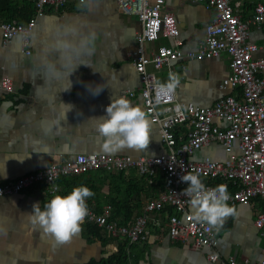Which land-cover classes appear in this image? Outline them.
Segmentation results:
<instances>
[{
  "label": "crops",
  "instance_id": "1",
  "mask_svg": "<svg viewBox=\"0 0 264 264\" xmlns=\"http://www.w3.org/2000/svg\"><path fill=\"white\" fill-rule=\"evenodd\" d=\"M4 1L12 8L20 9V14L34 13L35 0ZM236 2H240L237 9L244 20L253 15L257 3L264 4V0H233ZM77 4L73 1L63 8H47L38 18L29 45L24 44L22 37L5 41L0 28V84L4 76H10L15 86L14 93L0 96V183L43 170L52 163L63 164L79 154L140 157L157 156L166 151L159 126L152 122V139L147 150L123 149L114 153L103 150L104 141L96 131V118L107 116L106 108L113 99L126 98L133 106L145 111L140 95L142 81L134 64L142 23L138 16L124 13L115 0H101L92 11L80 9ZM3 7H0V23L8 19L7 4ZM165 10L175 15L180 35L147 43L146 53L150 55L160 45L176 46L185 53L196 52L216 12L194 0H166ZM24 19L26 22L27 18ZM72 29H75V35ZM91 32L96 33L95 51L88 55L79 50V42ZM65 40L73 43L72 49L64 51L58 47V43ZM249 41L261 47L255 56H264V23L250 26ZM230 62L231 56L227 52L211 59L185 56L172 62V69L180 78L178 100L184 105L207 107L227 95L238 96L239 88L223 85L230 73ZM79 63L84 64L68 76L71 65ZM149 70L158 81L169 80L167 67L161 70L149 67ZM69 80L71 88L63 91L70 87ZM97 85L104 90L93 95L91 90H98ZM131 92L135 95H130ZM62 102L73 105L72 110L68 112ZM220 124L227 126L223 122ZM186 129L179 127L177 133H186ZM227 157L219 143H212L190 156L194 161H225ZM115 172L102 169L86 173L85 178L73 183L72 189L88 187L94 195L87 202L104 207L119 193L117 180L109 176ZM132 173L128 171L125 175L130 177ZM71 176L76 175L67 177ZM58 184L60 192L67 190V185ZM51 197L48 187L37 183L18 194L0 198V264H86L93 259L100 261L112 252L111 247L117 241L108 247L109 250L90 242L84 232V222L82 231L65 245H55L52 237L32 225L29 213L33 205L39 203L43 210ZM262 200L237 205L228 203L235 207L237 215L227 219V222L231 220L229 228L224 226L217 233L216 251L221 258L234 257L242 264L261 261L264 237L255 226V219L264 207ZM189 210L193 212L191 207ZM174 211L172 208L171 212ZM144 213L145 208L140 215ZM149 214L167 220L165 213ZM163 225L161 229L149 222L151 235L139 264H220V261L209 259L215 249L195 247L192 241H176L169 236L167 222ZM141 245L144 244L136 247L141 250Z\"/></svg>",
  "mask_w": 264,
  "mask_h": 264
},
{
  "label": "built area",
  "instance_id": "2",
  "mask_svg": "<svg viewBox=\"0 0 264 264\" xmlns=\"http://www.w3.org/2000/svg\"><path fill=\"white\" fill-rule=\"evenodd\" d=\"M79 0H35V11L27 23L5 20L0 23L5 41L22 37L29 45L30 37L47 8H63L70 2ZM124 13L136 15L142 23L137 35V48L134 52L135 68L140 74V91L146 114L151 122L159 126V133L166 151L157 156L133 157L108 153L79 154L63 164H50L47 168L28 174L16 180L0 183V198L15 195L32 188L37 183L48 187L51 196L60 194L58 181L63 176L82 175L97 170L125 171L136 169L140 175L164 176L165 190L145 206V213L137 216L129 225H121L110 220L113 207L105 205L101 211L88 206L89 215L84 222L101 227L113 237L129 239L133 242L149 240V222L163 228L167 222L170 238L176 241H192L195 247L206 246L215 249L209 259L220 264H242L234 257L221 258L216 251L218 236L215 231L195 221L189 210V197L184 195L188 184L181 181L185 174H198L199 178L211 179L227 185L230 199L228 203H251L264 199V56H255L260 46L249 41V28L252 24L264 23V4L257 3L251 17L244 20L237 7L240 2L233 0H194L203 3L216 12L206 27V35L196 52L185 53L176 46L160 45L150 55L146 53L147 43H155L161 37L177 38L180 28L175 15L165 10L166 0H115ZM227 52L231 56L230 73L223 85L239 88L238 96L227 95L207 107L184 105L178 100L177 89L169 94L158 84L149 67L177 74L172 62L185 56L198 60L218 57ZM15 92L14 81L4 76L0 84V96ZM130 95L134 96V92ZM159 101V102H158ZM182 109L177 112L175 106ZM220 122L227 126H221ZM184 127L186 133L177 136V129ZM212 143L221 144L228 157L220 160H191L190 156ZM51 172V178L49 175ZM215 188L216 184H205ZM175 209L171 212V209ZM165 213L166 221L151 217ZM255 226L264 237V207L258 212ZM244 264H251L246 261ZM257 264H264L263 258Z\"/></svg>",
  "mask_w": 264,
  "mask_h": 264
},
{
  "label": "clouds",
  "instance_id": "3",
  "mask_svg": "<svg viewBox=\"0 0 264 264\" xmlns=\"http://www.w3.org/2000/svg\"><path fill=\"white\" fill-rule=\"evenodd\" d=\"M100 2L101 0H79L77 7L92 11ZM71 31L75 35V29ZM95 39V32L84 36L79 42V50L92 55L95 51ZM58 47L67 51L73 48V43L65 40L59 42ZM81 64L84 63L71 65L68 76ZM179 85V76L170 72L169 80L165 84H158V87L169 94H174ZM71 86L70 81V87L63 91L69 90ZM97 88L98 90L95 91L90 89L93 95H99L104 90L99 88V85ZM62 106L68 108V112L73 108V105H65L63 102ZM181 109V105L175 106L177 112ZM106 113V117L96 118L98 121L96 131L104 141L102 145L104 151L114 153L123 149L147 150L152 139V124L142 108L133 106L129 100L121 97L112 100L106 108ZM49 175L51 178L50 171ZM180 179L188 184L184 189V195L189 197L188 202L194 212L195 221L206 225V230L219 233L227 219L237 215L235 207L228 204L231 197L227 185L220 184L215 188H206L199 175L192 173L185 174ZM93 195L88 187L79 186L67 196H54L44 205L43 210L39 203L34 204L32 212L29 213L30 222L42 229L45 235L52 237L55 245L68 244L82 231V224L89 215L87 199Z\"/></svg>",
  "mask_w": 264,
  "mask_h": 264
},
{
  "label": "trees",
  "instance_id": "4",
  "mask_svg": "<svg viewBox=\"0 0 264 264\" xmlns=\"http://www.w3.org/2000/svg\"><path fill=\"white\" fill-rule=\"evenodd\" d=\"M7 4L6 11L8 19L6 20H17L22 23H26L29 18L32 16V12L26 13L25 15L20 14L18 9L12 8L8 1L0 0V7L4 8L3 5ZM32 7H29V10ZM35 11V5H34ZM23 17V18H22ZM27 18V21L25 22ZM180 134L177 133V136ZM133 172L130 177H128L125 171H118L117 173H110L109 176L112 179L117 180L116 184L119 188V195L114 199L109 200V204L112 205L113 210L110 216L111 221H115L121 225H129L132 223L133 219L144 212V208L151 200L157 198L161 192L165 190V179L164 176L159 174L155 177L140 175L136 169L130 170ZM70 176V175H69ZM74 177V178H73ZM85 178L84 174L76 176H63L59 179L58 183L61 182L62 185H67V190L63 189L60 192L59 196H67L71 193L73 183H77ZM204 184H216L219 185V182H215L211 179L203 181ZM60 185V184H59ZM123 194V197H118ZM53 197H51L52 199ZM50 199V200H51ZM262 200V199H261ZM264 206V199L262 200ZM87 204L98 211L102 210V205H94L92 202H87ZM231 221V220H230ZM230 221L227 222V225H224L225 228H229ZM85 226V235L88 237L90 242L98 243L101 246L110 247L111 244L117 241L116 245H113L112 252L107 253L100 261L91 260L86 264H139L143 259V253L147 249L146 244L148 242H133L131 243L129 239H120L111 236L103 231V229L91 222H84ZM162 232L160 230H154ZM141 245L142 249L138 247ZM139 245V246H138ZM138 246V247H136ZM109 250V248L107 249ZM144 251V252H143Z\"/></svg>",
  "mask_w": 264,
  "mask_h": 264
}]
</instances>
